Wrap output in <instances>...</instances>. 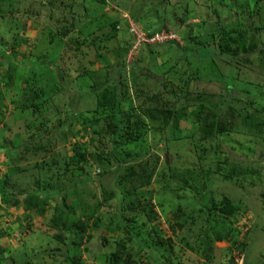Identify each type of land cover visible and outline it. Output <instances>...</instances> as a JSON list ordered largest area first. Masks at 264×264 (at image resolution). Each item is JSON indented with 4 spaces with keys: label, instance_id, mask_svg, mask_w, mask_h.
Returning <instances> with one entry per match:
<instances>
[{
    "label": "rangeland",
    "instance_id": "rangeland-1",
    "mask_svg": "<svg viewBox=\"0 0 264 264\" xmlns=\"http://www.w3.org/2000/svg\"><path fill=\"white\" fill-rule=\"evenodd\" d=\"M11 2L0 0V70L14 63L0 79V264H68L49 226L59 188L86 223L66 251L81 264H113L115 250L127 264H264V0ZM130 27L176 41L135 48ZM104 89L120 99L115 142ZM217 114L230 125L203 138ZM117 164L135 188L123 202L105 195ZM224 200L234 212L218 211Z\"/></svg>",
    "mask_w": 264,
    "mask_h": 264
},
{
    "label": "trees",
    "instance_id": "trees-1",
    "mask_svg": "<svg viewBox=\"0 0 264 264\" xmlns=\"http://www.w3.org/2000/svg\"><path fill=\"white\" fill-rule=\"evenodd\" d=\"M220 52L223 53V50L219 49ZM57 57V54L55 53L54 58L55 59ZM5 61H2L6 66L4 71H1L0 74V79H2V81H6L8 78V74L11 68L12 64L4 59ZM8 71V72H7ZM1 97V94H0ZM101 98L102 101L100 99L99 103L102 106L105 107H109L112 109V113L110 116V122L112 123V127H111V135H112V139L111 141L115 142V139H119L122 134H120V132L122 131V127L119 125L118 122V113L121 111L120 106H119V97L115 94H111V92L107 89L102 90L101 92ZM31 102H28L27 104H29ZM165 115H170L171 112L170 111H165L164 113ZM199 115V114H198ZM183 116V113L181 112L180 114L175 115L176 118L181 119ZM165 117V116H164ZM164 121V119H163ZM162 122V121H161ZM230 125V122H226V121H222L220 120V116L217 115H212L210 119L203 118V122L202 125L199 126V128L202 131V135L203 138H206L208 135H212L214 136L216 132L223 130L225 127L227 128V126ZM130 128L129 124H127L124 127L123 133L126 136H128V139H135L137 137V134H135L133 132V130H130V132L127 134L126 129ZM40 147V146H39ZM31 150L34 149V147H28V148H24L23 150ZM13 155H16L17 152L16 150L13 151L11 150ZM22 153V152H21ZM20 153V154H21ZM19 154V155H20ZM70 161L72 163H85L87 156L85 155V153L83 151H73L72 154L69 157ZM116 162V161H115ZM116 170L113 171L112 173V178L109 179V187L108 189L105 191V195H110V196H115L117 198V200L119 202H123L125 200V198L128 196V194L135 192V188L134 186H131V190L126 189V188H122V182L126 181V175L121 172V168L120 165H116ZM120 174V175H119ZM129 174V172H128ZM6 181V179H4L2 182H0V191H4V182ZM108 182V180L106 181ZM7 183V182H6ZM46 184H48L47 186H52L53 184H50L48 182H46ZM60 189V205L59 206H55L54 207V214L52 215L51 219H50V223L49 226L51 229L55 230V232L53 233V237L54 239H56L59 242H65V248H64V259L67 261L68 264H81L79 256L77 253H71L69 256L67 255V252L69 249L70 250H77L79 249V247L81 246L83 240L85 239V230H86V223L82 220H80L79 218H74L71 219L70 215L73 214V205H71L70 203H68V198L71 194L74 193V191H68L62 188ZM40 192L39 194H42L44 197H47L49 194L45 191V189H39ZM29 197L30 194H27V201H26V205L30 206L31 202L29 201ZM126 207L127 209H134V208H138L140 207L143 210V206H139L137 201H132L130 199H128V201L126 202ZM236 203L235 202H231V201H227L224 200L222 202L221 207H218V211H221L225 214H230L232 212L235 211L236 209ZM205 215L206 216H210V214L216 209V206H214L213 204H210V206L205 205ZM129 219V217H127V220ZM209 220V219H208ZM130 221V220H128ZM211 222V220L209 221ZM123 228L127 231H129L130 229H132V227L127 226V228H125V223L122 221L121 222ZM213 226V222L210 223ZM210 225V226H211ZM153 231L156 230V228L154 226H152ZM67 233V239L64 238V234L63 233ZM226 233L225 232L223 234V239L226 237ZM135 235V234H134ZM217 238H219L218 236H216ZM212 240H208V238L206 240H204V246L201 250V254L205 259H209V250L212 249V244H211ZM111 257L113 259V264H127V260L126 259H121V256L119 254L118 250H115L112 254ZM127 258V257H126ZM235 264V262L233 263Z\"/></svg>",
    "mask_w": 264,
    "mask_h": 264
},
{
    "label": "built area",
    "instance_id": "built-area-1",
    "mask_svg": "<svg viewBox=\"0 0 264 264\" xmlns=\"http://www.w3.org/2000/svg\"><path fill=\"white\" fill-rule=\"evenodd\" d=\"M129 31L131 32L132 36L135 39V44L133 46L135 48L139 45L140 41L146 44H153L154 42H161L163 40L169 41V40L176 39L173 33L165 32V31H164L165 33L163 31H158V32L156 31V32H153L151 35L150 33L144 34L143 31L141 30H133V28L131 27Z\"/></svg>",
    "mask_w": 264,
    "mask_h": 264
},
{
    "label": "crops",
    "instance_id": "crops-1",
    "mask_svg": "<svg viewBox=\"0 0 264 264\" xmlns=\"http://www.w3.org/2000/svg\"><path fill=\"white\" fill-rule=\"evenodd\" d=\"M19 3H20L19 0H17V1L15 0V3H12V2H11V4H13V5H12L13 7H16ZM30 24H31V23H30ZM39 25H40V27H42V23L39 22ZM14 62H15V61H14ZM16 62H18V61H16ZM12 63H13V62H11V64H12ZM13 66H14V63L12 64V69L14 68ZM10 80H11V79H10ZM0 93L3 94L4 92H3L2 90H0Z\"/></svg>",
    "mask_w": 264,
    "mask_h": 264
}]
</instances>
